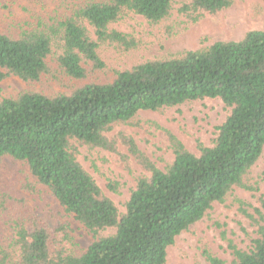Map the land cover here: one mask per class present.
<instances>
[{
	"label": "trees",
	"instance_id": "1",
	"mask_svg": "<svg viewBox=\"0 0 264 264\" xmlns=\"http://www.w3.org/2000/svg\"><path fill=\"white\" fill-rule=\"evenodd\" d=\"M233 2H91L16 37L0 33V82L8 77L27 84L43 78L57 82L61 76L77 83L68 94L28 91L0 101V163L12 158L25 164L34 181L23 188L37 194L44 187L93 238L80 251L68 223L51 228L25 213L22 199L0 190V219L9 230L0 241V264H166L168 247L214 204H223L236 188L257 190L249 185V174L264 153V31L116 69L111 81H88L106 71L100 55L105 46L122 52L138 48L131 35L117 29L131 16L172 38L206 18L219 19ZM204 99H218L230 110L213 145H198L195 155L167 133L173 160L164 170L125 132L108 136L116 127L133 125L141 111ZM119 145L126 154L119 153ZM81 148L116 154L128 172L132 159L148 173L135 178L124 213L77 161ZM107 188L116 193L118 184L108 181ZM258 201L263 211H257L249 250L228 245L233 264H264V197ZM107 230L113 234L100 236ZM203 255L207 264H225L208 251Z\"/></svg>",
	"mask_w": 264,
	"mask_h": 264
},
{
	"label": "rangeland",
	"instance_id": "2",
	"mask_svg": "<svg viewBox=\"0 0 264 264\" xmlns=\"http://www.w3.org/2000/svg\"><path fill=\"white\" fill-rule=\"evenodd\" d=\"M104 1L107 0H0V33L16 37L21 30L35 27L38 22L50 24L61 20L75 7ZM117 29L131 35L137 41L138 48L122 52L112 46H105L100 55L106 71L96 72L88 81H111L112 72L116 69H127L182 51L203 49L215 42L239 41L249 31H264V0H234L228 9L222 11L219 19L206 18L172 38H164L161 30L151 28L138 16H131ZM51 66L55 67L53 63ZM74 85L77 83H71L61 76L57 82L43 78L33 84L8 77L0 82V101L28 91L47 96L68 94ZM229 114L230 110L220 100L204 99L160 112L141 111L133 125L116 127L108 136L125 132L159 170H164L173 160L167 133L176 137L188 151L198 155V145L211 147L217 135L216 128L224 123ZM118 151L126 154L120 145ZM77 161L120 213L125 212L124 204L135 187V178L149 176L132 159L129 162L131 172L126 171L116 154L102 150L90 152L81 148L77 153ZM28 180L34 181L25 164L12 158L1 161L0 190L22 199L24 212L51 228L58 222L68 223L74 243L80 251L86 250L93 241L91 235L63 211L44 187H39L37 194L25 190L23 186ZM108 181L118 184L116 193L107 188ZM249 185L257 190L248 192L234 189L223 204H214L199 222L181 233L167 249L166 264H207L203 255L205 251L225 264H233L229 244L249 250L259 224L257 211H263L258 198L264 197V153L250 171ZM2 221L0 219V241L9 235ZM111 234L113 230H107L100 236Z\"/></svg>",
	"mask_w": 264,
	"mask_h": 264
}]
</instances>
